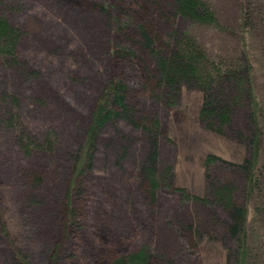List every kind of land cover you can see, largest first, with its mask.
<instances>
[{
    "label": "rangeland",
    "instance_id": "rangeland-1",
    "mask_svg": "<svg viewBox=\"0 0 264 264\" xmlns=\"http://www.w3.org/2000/svg\"><path fill=\"white\" fill-rule=\"evenodd\" d=\"M24 1V9L12 12L26 31L20 58L1 76L12 82L0 95V264H23L16 252L41 264L55 240L56 198L71 151L83 140L101 83L120 73L133 86L137 118L157 129L153 195L142 196L133 178L148 133L128 121L108 122L85 178L90 191L77 245L97 244L102 217L128 246V264H145L140 259L148 254H154L149 264H231L230 207L248 199L250 242L264 247V109L255 187L241 165L252 136L246 84L264 105V0H167L174 53L152 86L138 64L119 60L118 27L127 19L115 0H97L114 7L111 16L83 0ZM187 59L196 76L192 67L182 73ZM204 65L213 73L212 90L210 78H202ZM3 67L0 56V74ZM211 97L218 111L204 114ZM21 132L31 152L14 142Z\"/></svg>",
    "mask_w": 264,
    "mask_h": 264
},
{
    "label": "trees",
    "instance_id": "trees-1",
    "mask_svg": "<svg viewBox=\"0 0 264 264\" xmlns=\"http://www.w3.org/2000/svg\"><path fill=\"white\" fill-rule=\"evenodd\" d=\"M71 1L74 3L78 0ZM83 1H86L94 12H106L108 16L112 15L110 9L114 7L109 9L108 4H106L107 0L102 2L97 0ZM114 3L115 8L120 12V16L127 19L125 25H119L118 27L117 36L119 42L123 45L119 51V60L131 66L138 64L146 85L152 86L156 78H159L160 74L169 66L171 55L174 53L167 32L173 12L168 7L167 0H115ZM26 4L27 2L24 0H0V56L4 59L5 67V69L2 68L0 74V95L7 92L5 90L6 82L8 84L12 82L11 79H6L4 84L5 78L1 76L10 64L15 65L18 62L21 40L26 33L20 24L13 22L12 12L24 9ZM195 11L200 12L197 9ZM248 60V58H245L246 62ZM118 63L119 61L116 64ZM247 66L250 69L251 63ZM189 67L195 69L196 73L193 75L196 76L198 72L194 66L190 65L188 59L185 62V67L182 68V73L184 75L189 74ZM203 67L207 78L203 76L204 72H201L202 78L212 77L211 67H208V65ZM232 72L234 71L227 72L226 76H230ZM211 81L212 78L207 83V90L208 87L212 90ZM132 87L122 78L121 73L119 76L110 74L101 83V91L96 93L93 99L88 123L84 127L83 140L71 151L72 159L56 198L55 217L57 218V224L54 231L55 240L49 247L46 246L47 250H45L41 264H128V246L121 242L120 235L115 234L108 225L103 223L104 218L102 217L99 218V225L97 226H102L103 231L106 233L99 234L100 239L95 246H89L90 249L81 245L78 246L77 239L83 234V231H81V228L83 229L82 220L87 215V198L90 190L85 185V178L93 170L98 140L108 122L118 124L120 120L128 121L133 123L136 129L148 133V148L144 153L143 164L136 169L137 173L133 175V178L138 180V189L142 196H147L148 192L150 196L153 195L152 178L157 170L159 158L157 129L152 125H148L149 121H146L145 118H137L134 111L135 106L131 104ZM210 95L213 96V91L210 92ZM245 96L249 101L248 125L252 136L249 145L250 156H247L241 165L253 188L256 181H258L256 177H259L256 173L261 154L260 115L264 105L259 102L255 89L250 84H246ZM1 109L2 106L0 105V115L3 114ZM212 110L218 111L214 107L211 97L209 101L207 100L203 104L202 111L205 114L207 111L212 113ZM28 133L30 134V131ZM14 142L27 146L26 150L31 152L33 143L28 141L22 132L15 136ZM39 175L41 176V174ZM229 216V234L235 240L234 248H229V256L232 259L229 260L231 264H258L260 262L264 264V247L260 245L256 249V246L250 242V235L247 230L248 199L243 204L234 203L230 207ZM2 228L5 232L8 231L6 224H3ZM10 252L13 251L10 250ZM16 253H14L16 260L21 259L20 261L23 264H31V258L29 256L28 258L27 254L21 257L20 254ZM153 255L148 254L145 259L140 260L145 261V264H149ZM258 259L260 260L258 261Z\"/></svg>",
    "mask_w": 264,
    "mask_h": 264
}]
</instances>
